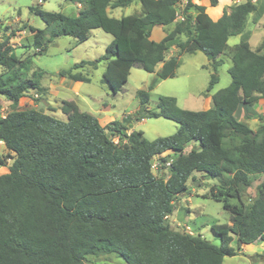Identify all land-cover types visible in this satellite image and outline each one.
Returning <instances> with one entry per match:
<instances>
[{
  "label": "trees",
  "instance_id": "16d2710c",
  "mask_svg": "<svg viewBox=\"0 0 264 264\" xmlns=\"http://www.w3.org/2000/svg\"><path fill=\"white\" fill-rule=\"evenodd\" d=\"M68 1L81 5L77 13L29 6L44 28L21 25L31 33L34 48L24 59L15 55L7 38L0 41V96L13 105L0 116V142L12 154L8 172L0 174V264H84L86 255L110 252L125 264H222L225 256L239 254L233 241L238 246L264 242V179L254 196L243 200L253 177L264 175V118L259 116L252 129L234 116L239 104L253 106L264 99V39L252 49L244 31L249 14L258 8L255 3L234 4L212 20L205 5L192 0L182 6L180 0ZM133 1L140 4L138 14L115 18L107 12ZM173 22L160 41L150 39L152 27ZM94 29L112 36L103 54L59 75L89 82L85 68L103 62L101 81L113 94L125 85L132 67L161 79L173 77L185 52H202L215 70L220 56L228 54V38L241 39L229 53L230 83L212 94L207 109L180 108L172 96H159L150 108L149 91L158 78L147 89L136 90L138 108L121 121L101 124L72 101L59 106L65 119L34 108L17 109L28 91H44L43 71L28 76L32 56L44 53L59 36L82 43ZM172 46L176 52L166 59ZM217 81L214 72L206 92ZM158 117L174 121V133L148 140L142 131L126 132L134 122ZM165 151L172 154L160 160L170 159L169 166L165 176H157L151 159ZM5 163L0 157V167ZM195 173L215 180L205 197L221 198L231 215L230 223L211 225L219 244L168 222Z\"/></svg>",
  "mask_w": 264,
  "mask_h": 264
},
{
  "label": "rangeland",
  "instance_id": "374dc122",
  "mask_svg": "<svg viewBox=\"0 0 264 264\" xmlns=\"http://www.w3.org/2000/svg\"><path fill=\"white\" fill-rule=\"evenodd\" d=\"M233 5L245 0H232ZM256 7L255 12L248 16V21L244 31L249 32L248 42L254 46L258 45L264 39V0H252ZM39 4L42 9L47 11H61L65 14H74V3L68 0H0V41L7 38L8 44L14 48V53L19 59L32 54L34 48L31 46L32 35L27 29L21 30V25L27 23L35 28H44V23L29 12V6ZM121 7V6H120ZM230 8V7H229ZM229 8L225 9L229 11ZM139 3L133 2L126 8L122 7V13L135 14L140 10ZM119 8L114 13L118 14ZM258 13V19L255 15ZM8 26L7 30L4 27ZM162 26H155L161 28ZM13 30L14 34H11ZM150 39L160 41L163 37L156 34L154 30L150 34ZM112 36L103 32L101 29L91 31L88 39L82 43L76 44L70 36H59L54 38L47 46L44 53L32 56L31 66L28 76H31L33 70L43 71L40 84L44 91L36 93L28 91L15 106L17 109L34 108L44 113L51 114L57 118L65 119V116L59 110L62 101H72L81 111H86L96 116L101 124L109 122L106 119L121 121L123 116L132 114L138 108L136 90L147 89L148 84L156 77L155 73H149L143 69L132 67L129 71L127 81L120 91L113 94L101 81L105 65L99 62L97 67L91 69L85 68L90 78L89 82L71 81L59 75L62 69H69L74 63L81 60H93L103 54L105 46L110 42ZM240 35L231 36L228 44L234 45L240 41ZM175 51L167 53L175 54ZM172 56V55H171ZM221 62L216 69L211 66V59L200 51L185 52L180 56V65L176 69L173 77L165 79L158 78L153 89L149 91L150 108H154L159 96H172L177 99V105L182 108L185 99L191 94L193 106H188L191 110H201L204 104V95L206 93L214 94L221 88L226 87L231 80L228 68L231 64L226 55H222ZM216 73L218 81L212 88L206 92L209 78L212 73ZM211 106V105H209ZM13 108L11 102L0 96V116H4ZM256 115L243 116L252 129L259 124V116L264 118V100L261 99L256 104ZM242 110H239L241 112ZM245 117V118H244ZM177 124L163 117L147 118L132 123V126L126 130L129 133L132 130L142 131L143 136L152 140L157 137H163L174 133ZM114 141L117 138L114 137ZM187 145L185 150L190 149ZM12 154L8 153L4 144L0 142V157L5 158V166L0 167V174L8 172V166L12 162ZM151 170L157 176H165L166 170L163 166L159 167L158 160L151 159ZM196 180H188L187 186L191 190L181 193L175 202V211L168 216V222L171 227L186 231L188 233H200L204 238L214 244H219V238L211 229L212 224L230 223V213L223 208L221 198L205 197L209 194V189L215 180L204 179L200 174L195 173ZM264 179V175H255L251 185L248 187L243 197L244 202L254 196L256 186ZM231 201H235L231 199ZM260 243L247 244L245 247L238 246L235 241L231 243L233 247L244 249L242 254L237 256H225L222 264H264L257 257L263 249ZM264 247V243H262ZM256 253V254H255ZM250 255V256H249ZM84 264H125L122 257L114 252L101 253L98 255H86Z\"/></svg>",
  "mask_w": 264,
  "mask_h": 264
},
{
  "label": "crops",
  "instance_id": "0c3cea01",
  "mask_svg": "<svg viewBox=\"0 0 264 264\" xmlns=\"http://www.w3.org/2000/svg\"><path fill=\"white\" fill-rule=\"evenodd\" d=\"M133 2H136V1H133ZM133 2H131L130 4H132ZM186 2V0H180V6H182L184 3ZM192 2H194V3H197V4H202V5H205V11L207 12V14L210 16V18L212 19V20H217L220 16H221V14H222V12H223V10H225V9H227V8H229L230 6H232L233 5V1L232 0H218V4L216 5V6H209V5H207V1L206 0H192ZM138 3V2H137ZM129 4V5H130ZM140 5V4H139ZM128 6V5H127ZM127 6H121V7H115V8H107V12H108V14L110 15V16H112V17H115V18H119V17H121V16H124V15H127V14H124V13H122V7H124V8H126ZM74 7H75V13H77V11L79 10V8L81 7V5L80 4H78V3H74ZM117 8H119V13L118 14H115L114 13V11L117 9ZM141 8V7H140ZM140 11H141V9L139 10V12L138 13H140ZM138 13H135V14H138ZM248 21V20H247ZM174 23L175 22H173V23H171V24H168V25H164V26H162V25H155V26H162L161 28H155V26L154 27H152V29H151V33L154 31V30H156V34L157 35H159L160 37H163L164 35H165V33H167V32H169L172 28H173V26H174ZM247 24V23H246ZM246 27V26H245ZM150 33V34H151ZM90 34H91V32H90ZM230 38V37H229ZM229 38H228V40H229ZM228 40H227V55L226 54H222L223 56L224 55H226L228 58H229V53L232 51V48H233V46L235 45H229L228 44ZM237 44V43H236ZM249 45H250V47L252 48V49H255L256 48V45H254V46H252L250 43H249ZM170 51H175L176 50V47L175 46H172L170 49H169ZM169 52V51H168ZM196 52V51H195ZM171 55H173L172 53L171 54H169V55H166L165 56V58L167 59V58H169ZM221 55V56H222ZM221 56H220V58H221ZM230 59V58H229ZM231 62V61H230ZM231 65V64H230ZM160 67V64L159 65H157V67H156V70L158 69ZM154 88V87H153ZM211 96H212V94H210V93H206L205 95H204V104H203V109H207V108H209L210 106L209 105H211L212 104V102H211ZM175 98V97H174ZM176 99V98H175ZM264 100V99H263ZM75 103V102H74ZM176 103H177V99H176ZM188 106H193V103L191 102V94H189V96H188V98L187 99H185V103H184V106L182 107L183 109H188L189 107ZM255 107H256V104L255 105H253V106H248V105H243V104H239L238 105V107H237V109H236V111H235V113H234V116H235V118L237 119V120H240V121H243V122H245V123H247L245 120H242V118H241V115H243V116H249V115H256L257 113L256 112H260V111H258V110H256L255 109ZM189 110H191V109H189ZM239 110H242L241 112H239ZM261 113V112H260ZM245 118V117H244ZM106 120H108V121H110L109 119H106ZM188 145H192V144H188ZM186 148V147H185ZM186 151V150H185ZM168 154H172V152L171 151H165V152H163L161 155H158V156H154L153 158H155V160L157 159V158H159V157H164V156H166V155H168ZM167 160H169V159H167ZM162 169V168H161ZM191 191V190H190ZM175 211V210H174ZM173 214V213H172ZM255 243H260L259 244V246H260V248L261 249H263V252L261 253V254H258L257 253V257H259V259L260 258H264V247H263V245H262V243H264V242H260V241H257V242H255ZM242 247H245V245H242ZM243 250L244 249H241V250H239L238 252H239V254H242L243 253ZM239 254H237V255H239ZM256 254V253H255ZM237 255H235V256H237ZM250 256V255H249ZM261 261H264V259H261Z\"/></svg>",
  "mask_w": 264,
  "mask_h": 264
},
{
  "label": "built area",
  "instance_id": "2783aa9c",
  "mask_svg": "<svg viewBox=\"0 0 264 264\" xmlns=\"http://www.w3.org/2000/svg\"><path fill=\"white\" fill-rule=\"evenodd\" d=\"M180 4H181V3L179 2V5H180ZM178 18H179V19H182L181 16H178ZM156 160H158V162H159V167H160V168H161V166H164V168L169 166L170 159H169V160H166V161H161V160H160V157H159V158H157Z\"/></svg>",
  "mask_w": 264,
  "mask_h": 264
},
{
  "label": "water",
  "instance_id": "95a60500",
  "mask_svg": "<svg viewBox=\"0 0 264 264\" xmlns=\"http://www.w3.org/2000/svg\"><path fill=\"white\" fill-rule=\"evenodd\" d=\"M212 61V60H211ZM156 77L158 76L157 74L155 75ZM240 245H241V243H240ZM240 250V249H239Z\"/></svg>",
  "mask_w": 264,
  "mask_h": 264
}]
</instances>
